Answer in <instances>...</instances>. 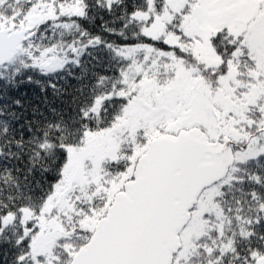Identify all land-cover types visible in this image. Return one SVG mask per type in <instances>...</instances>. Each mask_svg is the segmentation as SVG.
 Listing matches in <instances>:
<instances>
[{
	"label": "snow or ice",
	"instance_id": "obj_1",
	"mask_svg": "<svg viewBox=\"0 0 264 264\" xmlns=\"http://www.w3.org/2000/svg\"><path fill=\"white\" fill-rule=\"evenodd\" d=\"M0 264H264V0H0Z\"/></svg>",
	"mask_w": 264,
	"mask_h": 264
}]
</instances>
